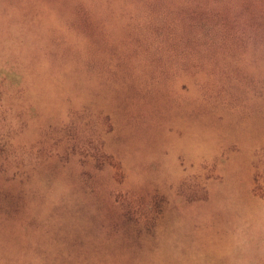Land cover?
Segmentation results:
<instances>
[{"label": "rangeland", "instance_id": "rangeland-1", "mask_svg": "<svg viewBox=\"0 0 264 264\" xmlns=\"http://www.w3.org/2000/svg\"><path fill=\"white\" fill-rule=\"evenodd\" d=\"M0 264H264V0H0Z\"/></svg>", "mask_w": 264, "mask_h": 264}]
</instances>
